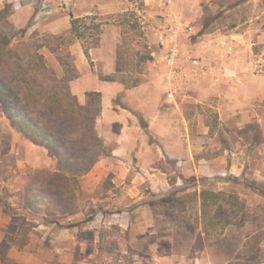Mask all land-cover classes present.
Instances as JSON below:
<instances>
[{
  "label": "rangeland",
  "instance_id": "1",
  "mask_svg": "<svg viewBox=\"0 0 264 264\" xmlns=\"http://www.w3.org/2000/svg\"><path fill=\"white\" fill-rule=\"evenodd\" d=\"M126 2L123 11L93 14L102 24L98 59L94 36L84 43L71 29L34 30L31 20L12 40L47 89L71 92L106 153L82 177L76 212L61 217L79 226L29 214L22 208L32 163L56 159L38 147L26 152L0 104V177L8 172L12 185L0 186L1 203L11 205L10 221H0V255L20 264H264V187L246 184L264 183V0ZM6 4L9 24L22 29L13 4L0 9ZM33 6L44 7V25L73 13L65 0ZM80 46L102 80L122 84L108 108L124 120L104 122L101 96L87 91L80 100L72 91ZM124 130L135 147L114 155ZM186 148L210 171L196 172L192 157L181 165ZM205 188L237 193L258 219L241 225L227 210L205 215Z\"/></svg>",
  "mask_w": 264,
  "mask_h": 264
},
{
  "label": "trees",
  "instance_id": "2",
  "mask_svg": "<svg viewBox=\"0 0 264 264\" xmlns=\"http://www.w3.org/2000/svg\"><path fill=\"white\" fill-rule=\"evenodd\" d=\"M8 13L6 4L0 9V104L11 124L24 138L46 148L56 159L54 168L34 171L25 187L22 209L59 227H76L81 222L65 224L61 217L76 212L82 177L94 168L106 153V147L94 129L88 126L71 92L47 89L35 71L26 68L25 57L13 52V38L17 34L24 36L26 29L11 26ZM71 15V34L85 43L88 33L94 36L90 47H97L102 30L101 22H96L97 16ZM87 20L92 22L88 24ZM84 50L89 56V47H84ZM37 57L42 61V56ZM92 95L100 97L101 93H88V96ZM69 123L75 127L67 128ZM246 184L258 191L264 190H261L263 182L246 180ZM3 205L6 210L11 208L8 202L3 201ZM201 206L205 215L212 209L219 214L227 210L240 217L241 225L258 219L248 211L246 200L234 192L205 188L201 191ZM0 264L20 263L8 254H2Z\"/></svg>",
  "mask_w": 264,
  "mask_h": 264
},
{
  "label": "crops",
  "instance_id": "3",
  "mask_svg": "<svg viewBox=\"0 0 264 264\" xmlns=\"http://www.w3.org/2000/svg\"><path fill=\"white\" fill-rule=\"evenodd\" d=\"M4 1H8L9 3L13 4L14 7V22L16 27L18 28H25L29 21L31 20L30 24L32 23L33 29H37L39 27L46 28L52 31L53 33H62L64 31H68L71 29V19L73 14L75 17H84L93 15L96 13H99L100 15L107 14V13H116L119 11H123L127 8V2L126 0H65L68 4H70V10H72L73 13L69 12L67 14H61L60 19H56L51 21L50 24L44 25L41 23V18L43 17L44 13V7L41 8H34L33 4L37 0H0V3H3ZM71 2V3H69ZM77 49V45H76ZM101 48H95L91 49V54L94 56V58L98 59V56L102 53L100 52ZM103 51V50H102ZM76 57L79 61V68L80 73L79 76L72 81V91L75 95H78L79 99L82 100L84 97H86V92L88 91H94V92H100L102 102L104 104V111L102 114V117H106L104 120L109 122H116V115L118 117H121L120 119L124 120V117L126 114H118L115 111H112L110 108V103H112L113 98L122 91L123 86L122 84L116 82V81H106L102 80L97 72H95L90 64L88 63L87 56L85 52L83 51L82 47L80 46V49L76 50ZM110 72L113 71L109 70ZM149 111L146 112V116H149ZM120 115V116H119ZM151 118L155 119V116H150ZM123 122V121H122ZM123 131L122 134L118 136V139L120 141V145L118 148H115L113 150V154L116 155L118 151L119 153H128L129 149L132 147H135L133 144L129 142V135L128 132ZM20 133V132H19ZM20 137L22 141L25 142L26 152H29V146H33L35 148L43 149L45 152L50 153L49 150H47L44 147L35 145L34 143L30 142L24 136L20 133ZM133 138H130V140ZM142 147H147V143L144 141L142 143ZM139 148V146H138ZM52 153V152H51ZM183 154H177L180 158L181 165L183 163H189L190 157H192L194 161V168L196 172H207L210 171L208 166L203 164L201 161L196 163L197 160L194 157V152H191L190 148H186L182 150ZM181 155V156H180ZM51 157V156H50ZM49 157L43 160H38L37 162L34 161L32 163V166L35 169H49V167L52 169L55 167L54 165V158H50V161L48 160ZM184 160H187L185 162ZM53 167H52V166ZM180 165V166H181ZM95 168V167H94ZM233 169V168H232ZM7 171V170H6ZM184 171V170H183ZM232 171V170H231ZM7 176L0 177V186L2 187H12L11 181L8 177V172H6ZM12 191V190H10ZM11 198V197H10ZM7 201V198H6ZM11 201V199H10ZM9 203V202H8ZM11 216L7 215V210L3 205V202L0 201V221L8 222L10 221Z\"/></svg>",
  "mask_w": 264,
  "mask_h": 264
}]
</instances>
